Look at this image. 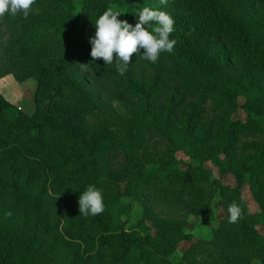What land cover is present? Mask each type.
Instances as JSON below:
<instances>
[{
  "label": "rangeland",
  "instance_id": "1",
  "mask_svg": "<svg viewBox=\"0 0 264 264\" xmlns=\"http://www.w3.org/2000/svg\"><path fill=\"white\" fill-rule=\"evenodd\" d=\"M141 1L144 7L169 13L175 21L172 33L180 34L174 40L181 49L167 53L168 60L162 67L164 72L171 70L175 74L163 80L159 85L162 93L152 97L150 103L122 97L92 77H83L82 71L70 68L68 63L65 64L67 74L58 63L54 65L51 86L39 92L38 97V78H30L25 83L17 82L12 75L0 79V93L24 117L35 122L43 119L49 124V128L34 131L36 141L28 147H5L0 144V187L13 186L19 193V196H15L0 189V262L11 252L8 241L18 242L14 229H11V222H15L17 229L28 239H37L42 264H110L108 252L101 254L97 248L88 247L79 240L82 236H100L101 231L94 222L97 218H105L106 211L96 216L81 215L78 201L82 192L75 191L79 185L68 186L65 183L83 182L89 178L85 172H76L80 164L76 161L83 137L97 133H112L133 145L142 140V156L148 155L153 160L164 154H173L182 169L194 161L192 156L195 154H191L190 146L193 150L201 148L202 157L210 158L204 163L209 173L207 179L224 188L219 190L220 187L215 186L216 194L213 197L207 198L199 206L181 211L159 206V201H156V205L155 202L145 201L162 220L181 225L191 236L190 240L160 245V248L157 243V251L172 264H189L185 257L187 251L200 239L214 238L223 220L229 217L228 206L233 201L243 210L237 226L247 227L264 236V225L257 219L264 203V172L252 173L262 158L257 154H243V148L248 143L246 138L255 140L259 147L264 148V133L256 130L261 127L264 131V123L246 126L251 133L240 139L235 145V152H222L227 150L228 138L233 133L230 125L249 122L247 105L252 109L260 106L264 112V67L255 66L242 49L232 47L225 35L206 18L208 16L187 0H168L167 4H162L161 0ZM218 1L222 9L244 29L250 41L262 45L264 57V0ZM208 15L212 16L210 13ZM181 28L189 32L181 34ZM0 35L5 40L10 38L1 22ZM142 52L135 54L131 62L139 61ZM151 65L142 70H133L135 77L130 76L133 83L146 92L156 84L155 77L158 75H154ZM67 77L75 84L80 81L77 86L80 85L84 91L83 100L88 108L97 112L99 121L93 123L89 118L84 121L85 110L79 111L68 97L56 95V88ZM220 84L240 90H231L235 95L236 109L214 115L210 113L212 107L207 106V112L201 113L199 119L203 106L190 96L188 89L194 85ZM59 119H65L67 123L60 124ZM137 131L142 133L143 138H138ZM189 138L191 145L186 141ZM49 149L74 157L71 160L72 166L75 164L73 168L59 169L55 160L48 156ZM213 173L218 178L210 180ZM115 186L116 191L107 188L101 190L104 207L112 203L122 208L126 231L141 237L155 234L157 227L145 218L140 193L126 182ZM22 198H31L41 204L40 212L37 213ZM237 231L234 229L232 233L236 234ZM224 235L225 240H231V235ZM20 250L24 252L26 248L21 246ZM15 254L13 257L7 256L5 264H22ZM238 264L257 263L244 256Z\"/></svg>",
  "mask_w": 264,
  "mask_h": 264
},
{
  "label": "trees",
  "instance_id": "2",
  "mask_svg": "<svg viewBox=\"0 0 264 264\" xmlns=\"http://www.w3.org/2000/svg\"><path fill=\"white\" fill-rule=\"evenodd\" d=\"M187 2L206 14L208 16L206 18L212 21L213 27L225 35L232 47L237 46L242 49L255 66L264 67L262 45L253 44L250 41L248 34L222 9L218 0H187ZM109 5L122 13L118 19L127 20L133 26L138 22L135 14L144 7L141 0H35L27 18L22 12L16 16L6 14L0 18L1 25L10 35L8 40L0 35V79L12 75L17 82L25 83L30 78H38V97L39 92L51 86L52 68L55 64L58 63L64 74H67L65 64L68 63L74 70L82 71L77 65L79 62L89 65L87 72L82 71L83 77H92L122 97L140 100L144 104L150 103L152 97L162 93L163 90L159 85L163 83V80L175 74L171 70L164 72L162 68L164 62L168 60V52H163L159 61L152 65L150 61L142 58L137 62H130L124 75L118 73L115 61L107 65L103 59L94 60L91 56L90 43L96 31L94 24ZM179 32L186 34L189 30L181 28ZM179 35L171 33L170 39L178 38ZM174 49H181L180 45H175ZM134 56L135 54L132 58ZM150 65L154 75H158L155 77L156 84L146 92L141 86L134 84L130 76L135 77L133 70H142ZM78 83L80 81H77ZM77 84L70 78H65L56 88V95L68 97L79 111L85 110L84 121L87 118L92 119L93 123L99 121L97 112L88 108L83 100L84 91ZM194 86L189 88L188 92L200 106H203L201 107L203 112L201 111L198 115L199 119H201V113L207 112L205 108L207 106L212 107L210 113L214 115L236 109L235 95L231 90L240 91L237 88L232 89L228 84ZM247 111L250 116L249 122L247 124L235 122L230 125L233 133L228 138L227 150L222 152H235V145L240 142V139L251 133L246 126L264 123V112L260 106L252 109L247 105ZM59 122L67 123L65 119H59ZM46 128H49V124L45 120L35 122L24 117L22 112L0 93V144L2 146L28 147L36 141L34 131ZM256 130L264 133L261 127ZM136 133L138 138H143L142 133L139 131ZM126 134L130 137L128 132ZM83 138V145L76 161L80 164L76 172H85L89 178L83 182L65 183L68 186L79 185L75 190L79 193L84 191V187L87 189L89 185H95L100 190L107 188L116 191L115 184L129 183V187L138 191L143 198L145 218L157 228L155 234L144 237L126 231L122 221L125 212L118 204L110 203L104 207L105 218H97L94 222L97 229L101 231L100 236L96 238L82 236L79 240L88 247L97 248L101 254L108 252L110 264H172L157 251V243L160 248V245H173L190 240L191 236L181 225H172L167 219H165L167 221L162 220L154 213L153 207L145 201L155 202V205L156 201H159V206L181 211L199 206L207 198L213 197L216 194L215 186L220 187L219 190L224 188L207 179L209 173L204 168V163L210 158L202 157L201 148L193 150L190 146L191 154H195L192 156L194 161L186 169H182L181 163L173 154L172 156L164 154L153 160L148 155L142 156V140L139 144L133 145L127 140L125 142L120 140L112 133H97ZM246 139L248 143L243 148V154L254 156L257 154L262 158V162L252 173L263 174L264 148L259 147L255 140ZM186 141L191 143L190 138ZM48 156L55 160L59 169L66 170L70 167L72 169L75 165L71 164L74 157L60 151L49 149ZM0 189L19 196L13 186H1ZM23 200L30 203L37 213L40 212L41 204H37L31 198ZM261 209L262 212L257 219L264 225V203ZM11 229H14L18 242L8 241L11 252L2 258L0 264H5L7 256L13 257L15 253L22 264L23 262L42 264L37 239H28L17 229L15 222H11ZM234 229L238 230L236 234L232 233ZM224 233L231 235V240H225ZM21 246L26 248L24 252L20 250ZM244 256L250 257L257 264H264V236L247 227H238L237 223H229L228 218L223 220L214 238L200 239L185 255L189 264H238Z\"/></svg>",
  "mask_w": 264,
  "mask_h": 264
},
{
  "label": "clouds",
  "instance_id": "3",
  "mask_svg": "<svg viewBox=\"0 0 264 264\" xmlns=\"http://www.w3.org/2000/svg\"><path fill=\"white\" fill-rule=\"evenodd\" d=\"M34 3L35 0H0V18L6 14L16 16L21 12L27 18ZM161 3L167 4L168 0H161ZM121 14L109 5L95 21V35L90 39L94 60L103 59L107 65L115 61L118 73L124 75L132 56L140 54L141 50L142 59L151 63H156L162 52L171 53L174 50L176 40L170 39V34L174 31L175 21L169 13L145 6L135 14L138 17L135 26L127 20L118 19ZM77 65L82 71L89 70V65L79 62ZM217 178V174L213 173L210 180ZM78 204L81 215L85 217L104 212L103 195L95 185H89L81 193ZM228 213V222L236 223L243 210L233 201L228 206Z\"/></svg>",
  "mask_w": 264,
  "mask_h": 264
}]
</instances>
